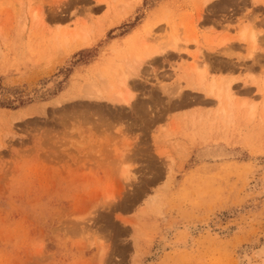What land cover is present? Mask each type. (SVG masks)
<instances>
[{
    "label": "rangeland",
    "instance_id": "1",
    "mask_svg": "<svg viewBox=\"0 0 264 264\" xmlns=\"http://www.w3.org/2000/svg\"><path fill=\"white\" fill-rule=\"evenodd\" d=\"M0 264H264V0H0Z\"/></svg>",
    "mask_w": 264,
    "mask_h": 264
},
{
    "label": "bare ground",
    "instance_id": "2",
    "mask_svg": "<svg viewBox=\"0 0 264 264\" xmlns=\"http://www.w3.org/2000/svg\"><path fill=\"white\" fill-rule=\"evenodd\" d=\"M246 37V31H243V33H241V37L242 38H245ZM246 39V38H245ZM253 40H254V37L252 38ZM85 41V40H84ZM76 43V42H75ZM83 44V43H82ZM78 45V44H77ZM82 46V45H81ZM78 47V46H77ZM150 50V49H149ZM154 52L156 53L157 51L156 50H151V51H145L144 53L142 52L141 54H137L136 56H138V57H136L137 58V61H138V65H141V64H143V62L145 61L144 59L145 58H147V57H150L152 54H154ZM132 53V52H131ZM130 60V59H129ZM136 60V59H135ZM131 61V60H130ZM136 61V62H137ZM137 64V63H136ZM119 67V66H118ZM116 68V67H115ZM114 68V69H115ZM113 68H111L110 70L113 72V70H112ZM110 70H108V72L110 71ZM104 71V70H103ZM120 71V70H119ZM121 71H122V69H121ZM110 73V72H109ZM113 74H115L114 72H113ZM123 74V73H122ZM121 74V75H122ZM120 75V76H121ZM139 75V74H138ZM111 76V75H110ZM108 77V76H107ZM109 78V77H108ZM111 79V78H110ZM126 77L125 76H122V78L120 79V80H117L116 81V84L118 83L119 85H117V87L119 86L120 87V85H123V86H126L125 84H126ZM140 79V78H139ZM111 81V80H110ZM112 82H113V80H112ZM115 84V83H114ZM223 84V83H222ZM108 85V84H107ZM215 84L214 83H211L210 85H209V88H208V91H206V94L209 96V97H212L213 99H217V100H220L221 98V94H222V91L217 87V89H216V85L214 86ZM224 85V84H223ZM109 86H111L110 84H109ZM116 87V86H115ZM225 89L224 90H226L227 91V93L229 94L230 92H229V88H230V83H226L225 84ZM103 88V87H102ZM72 89V88H71ZM110 89H111V87H110ZM123 89H124V87H123ZM122 89V90H123ZM104 91V90H103ZM117 91V90H116ZM124 91V90H123ZM123 91H120L119 89H118V91L117 92H115V93H113V94H109L107 91V93L105 92V94L107 95V94H109L110 96H106V95H104V93H102V89L100 88V86H98V85H94V86H90V88L88 87V88H86L85 89V91H83V92H85V96H87L88 98H86V99H88L89 101H94L95 103H98L97 105H102V104H99V103H103V102H105V103H110V104H112V105H114V106H130V107H132V105L134 104V101L136 100V96L134 97V95H132V94H130V93H128V91L127 92H123ZM182 91V90H181ZM181 95V94H180ZM183 95V94H182ZM185 96V95H184ZM183 97V96H182ZM228 97L230 98V96L228 95ZM221 101V100H220ZM230 101V100H229ZM133 103V104H132ZM224 109V108H223Z\"/></svg>",
    "mask_w": 264,
    "mask_h": 264
},
{
    "label": "crops",
    "instance_id": "3",
    "mask_svg": "<svg viewBox=\"0 0 264 264\" xmlns=\"http://www.w3.org/2000/svg\"><path fill=\"white\" fill-rule=\"evenodd\" d=\"M235 40H236V41H241V40H239V39L236 38V35H235Z\"/></svg>",
    "mask_w": 264,
    "mask_h": 264
}]
</instances>
